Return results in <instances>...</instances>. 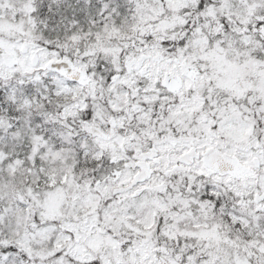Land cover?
Masks as SVG:
<instances>
[{"label":"snow or ice","instance_id":"obj_1","mask_svg":"<svg viewBox=\"0 0 264 264\" xmlns=\"http://www.w3.org/2000/svg\"><path fill=\"white\" fill-rule=\"evenodd\" d=\"M0 264H264V0H0Z\"/></svg>","mask_w":264,"mask_h":264}]
</instances>
